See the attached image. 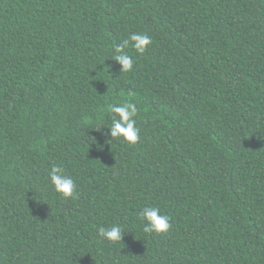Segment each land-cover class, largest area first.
I'll return each mask as SVG.
<instances>
[{"label": "trees", "instance_id": "obj_1", "mask_svg": "<svg viewBox=\"0 0 264 264\" xmlns=\"http://www.w3.org/2000/svg\"><path fill=\"white\" fill-rule=\"evenodd\" d=\"M113 102L137 143L105 134ZM0 264H264V0H0Z\"/></svg>", "mask_w": 264, "mask_h": 264}, {"label": "clouds", "instance_id": "obj_2", "mask_svg": "<svg viewBox=\"0 0 264 264\" xmlns=\"http://www.w3.org/2000/svg\"><path fill=\"white\" fill-rule=\"evenodd\" d=\"M151 43V37L144 33H130L128 38L123 39L115 45L114 59L122 66V71H131L134 59L124 50L131 44L137 53L143 54L147 46ZM111 115V124L107 126L108 132L113 138H123L130 144H135L139 140V128L136 126L138 108L132 102H113L107 107ZM102 127V126H101ZM101 127L98 129L100 130ZM50 183L54 190L64 198H76L75 181L65 174L63 167L53 164L48 172ZM138 219L144 222L143 231L145 233H166L171 227L170 217L162 214L158 207L145 206L137 214ZM125 230L120 225L109 227L100 226L97 230L98 236L112 243L122 240Z\"/></svg>", "mask_w": 264, "mask_h": 264}]
</instances>
